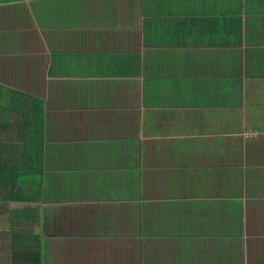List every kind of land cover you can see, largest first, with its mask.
<instances>
[{"label":"crops","instance_id":"0c3cea01","mask_svg":"<svg viewBox=\"0 0 264 264\" xmlns=\"http://www.w3.org/2000/svg\"><path fill=\"white\" fill-rule=\"evenodd\" d=\"M0 95L40 264H264V0H0Z\"/></svg>","mask_w":264,"mask_h":264},{"label":"trees","instance_id":"16d2710c","mask_svg":"<svg viewBox=\"0 0 264 264\" xmlns=\"http://www.w3.org/2000/svg\"><path fill=\"white\" fill-rule=\"evenodd\" d=\"M28 99L21 95H0V217L8 215L10 220L9 225L0 222V264H40L41 261L43 243L42 237L35 234L36 209H10L11 205L20 203L35 205L42 194L43 109L35 105L30 110H19L17 105L31 102ZM15 114L21 118L17 129L6 122L7 117ZM16 133L14 137H22V151L12 153L11 157L5 152L12 151L13 144L6 139Z\"/></svg>","mask_w":264,"mask_h":264},{"label":"rangeland","instance_id":"374dc122","mask_svg":"<svg viewBox=\"0 0 264 264\" xmlns=\"http://www.w3.org/2000/svg\"><path fill=\"white\" fill-rule=\"evenodd\" d=\"M3 220V219H2ZM2 222V221H1Z\"/></svg>","mask_w":264,"mask_h":264}]
</instances>
